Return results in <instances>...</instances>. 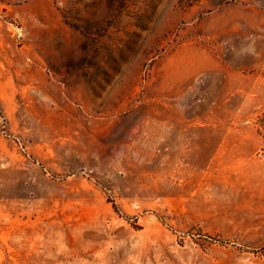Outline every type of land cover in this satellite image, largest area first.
<instances>
[{
	"label": "rangeland",
	"instance_id": "374dc122",
	"mask_svg": "<svg viewBox=\"0 0 264 264\" xmlns=\"http://www.w3.org/2000/svg\"><path fill=\"white\" fill-rule=\"evenodd\" d=\"M263 115L264 0H0V264H264Z\"/></svg>",
	"mask_w": 264,
	"mask_h": 264
},
{
	"label": "trees",
	"instance_id": "16d2710c",
	"mask_svg": "<svg viewBox=\"0 0 264 264\" xmlns=\"http://www.w3.org/2000/svg\"><path fill=\"white\" fill-rule=\"evenodd\" d=\"M264 115L259 119V122H260V124L262 125V124H264Z\"/></svg>",
	"mask_w": 264,
	"mask_h": 264
}]
</instances>
